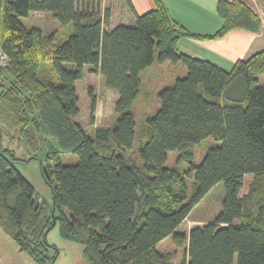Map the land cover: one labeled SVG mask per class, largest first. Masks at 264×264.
<instances>
[{
	"label": "trees",
	"instance_id": "trees-1",
	"mask_svg": "<svg viewBox=\"0 0 264 264\" xmlns=\"http://www.w3.org/2000/svg\"><path fill=\"white\" fill-rule=\"evenodd\" d=\"M101 1L0 0V47L8 57L0 67V123L21 140L41 135L57 143L39 161L50 202L0 150V230L34 264L56 260L57 248L45 239L56 224L62 239L82 247L87 264H174L175 251L155 249L167 237L184 249L181 264H264V50L224 70L178 49L185 38L259 33V17L240 0H218L220 27L199 35L175 21L162 0H151L141 15L123 0L134 22L110 27L111 9ZM32 12L50 13L66 39L26 29L20 19ZM155 52L158 64H180L185 74L158 91L156 112L137 130L132 107ZM84 65L117 94L113 123L91 134L75 120ZM94 112L92 99L91 125ZM206 138L214 144L195 165L194 147ZM134 142L140 164L127 155ZM170 151L177 153L173 166ZM59 153L78 161L62 165ZM183 162L188 168L179 171ZM219 182L224 197L214 221L179 231Z\"/></svg>",
	"mask_w": 264,
	"mask_h": 264
},
{
	"label": "rangeland",
	"instance_id": "rangeland-1",
	"mask_svg": "<svg viewBox=\"0 0 264 264\" xmlns=\"http://www.w3.org/2000/svg\"><path fill=\"white\" fill-rule=\"evenodd\" d=\"M105 7H114V19L122 17V13L127 12L134 22L132 14L128 11L123 0H104ZM20 22L26 29L38 28L44 35L56 32L59 40L66 39V30L62 29L60 25L52 18L50 13L32 12L26 18H21ZM70 27L67 31H71ZM158 53L154 54L153 64L141 72V92L132 107L134 121L137 130L143 127L146 119L153 116L158 107L157 93L163 87L172 85L175 76L169 73L177 72V69L170 72L169 69L161 68L157 63ZM180 65V64H178ZM181 66V65H180ZM91 66H83L82 79L75 82V90L78 98L79 114L75 119L88 134L93 132L94 126H110L114 120L113 106L117 98V94L107 89L104 86V81L101 75H95L89 72ZM229 70V68H228ZM175 75H178L176 73ZM179 77V76H178ZM259 84L264 87V75L258 77ZM146 90L149 92V97L146 98L142 92ZM92 99L95 102V112L93 115V125L90 124V106ZM49 144L57 147L56 140L53 137H43L35 135L30 141L27 139H19L17 130H9L5 125L0 123V150L10 152V156H14L17 160L14 163V168L24 176L33 186L35 193L39 199L51 201V189L45 183L41 172L39 161L43 160L45 155L49 152ZM214 144L211 138H206L200 144L195 145V155L193 163L198 165L204 157L207 149ZM137 144L134 142L132 148L127 152V155L140 164L137 154ZM59 162L62 165H74L77 163V157L69 153H59ZM176 151L167 153V165L173 166L176 159ZM179 171H185L188 168L187 163H179ZM250 176L244 177V184L239 190V197L242 196L247 189ZM224 197L223 183H217L192 209L187 218L181 224L179 231L187 232L194 225H201L211 223L217 217L221 209V202ZM47 244L54 246L58 250V256L53 264H87L86 259L82 254V247L74 242H69L62 239L59 235L58 224H56L46 234ZM155 249L159 253L175 251L174 264H181L184 259V249H176L172 244L171 237H167L159 242ZM31 264H34L31 261Z\"/></svg>",
	"mask_w": 264,
	"mask_h": 264
},
{
	"label": "crops",
	"instance_id": "crops-1",
	"mask_svg": "<svg viewBox=\"0 0 264 264\" xmlns=\"http://www.w3.org/2000/svg\"><path fill=\"white\" fill-rule=\"evenodd\" d=\"M217 1L162 0L175 21L189 31L199 35L212 34L220 27L221 20L215 11ZM226 1L231 2L232 0ZM240 1L259 17L261 21L259 33L236 29L217 40L185 38L181 39L178 44L179 51L193 58L207 60L219 68L227 70L235 61L246 60L255 53L264 50V0ZM130 2L138 15L151 10L153 7L151 0H130ZM101 8H106L104 0L101 1ZM110 9V27L120 24H133V20H131V16L127 12L122 13L121 18L114 19V7L110 6ZM160 66L163 69H169L170 72L177 69V72L169 73L170 77L175 76V79L185 74V69L178 64L171 65L165 62ZM176 73L178 75H175ZM0 264H31V260L26 255L19 253L17 246L1 230Z\"/></svg>",
	"mask_w": 264,
	"mask_h": 264
},
{
	"label": "built area",
	"instance_id": "built-area-1",
	"mask_svg": "<svg viewBox=\"0 0 264 264\" xmlns=\"http://www.w3.org/2000/svg\"><path fill=\"white\" fill-rule=\"evenodd\" d=\"M8 64V57L0 47V67H5Z\"/></svg>",
	"mask_w": 264,
	"mask_h": 264
},
{
	"label": "water",
	"instance_id": "water-1",
	"mask_svg": "<svg viewBox=\"0 0 264 264\" xmlns=\"http://www.w3.org/2000/svg\"><path fill=\"white\" fill-rule=\"evenodd\" d=\"M43 172L46 174V170L43 168ZM55 223V221L53 220V224ZM47 232L45 233L46 236Z\"/></svg>",
	"mask_w": 264,
	"mask_h": 264
}]
</instances>
